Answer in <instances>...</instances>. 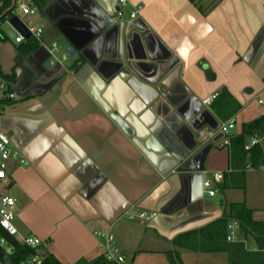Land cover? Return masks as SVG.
Instances as JSON below:
<instances>
[{
  "label": "crops",
  "instance_id": "obj_1",
  "mask_svg": "<svg viewBox=\"0 0 264 264\" xmlns=\"http://www.w3.org/2000/svg\"><path fill=\"white\" fill-rule=\"evenodd\" d=\"M24 19L43 25L44 42L79 49L51 63L40 41L23 53L34 37L17 42L1 25L0 69L15 74L17 97L0 124L29 161L10 169L17 237L39 236L63 264L103 252L97 228L114 232L123 264H172L175 248L184 264H231L227 252L173 239L231 202L264 219V168H231L228 119L204 102L226 88L244 122L264 114L248 107L264 100V0H49ZM219 170L224 179L209 195L203 181ZM141 210L157 215L129 217ZM244 241L256 249L253 237Z\"/></svg>",
  "mask_w": 264,
  "mask_h": 264
},
{
  "label": "trees",
  "instance_id": "obj_2",
  "mask_svg": "<svg viewBox=\"0 0 264 264\" xmlns=\"http://www.w3.org/2000/svg\"><path fill=\"white\" fill-rule=\"evenodd\" d=\"M29 1L39 9H42L49 0ZM16 8L17 0H0L1 33L4 34L1 28L3 21L14 15ZM30 39H32V41L27 46L26 44L22 45L26 46L23 53H25L26 50H33L39 46L37 39ZM28 46L30 48H28ZM85 61L83 56H79L75 59L74 67L76 69L79 68ZM0 77L6 79L10 83V89L14 90L12 87L15 78L14 73L7 74L0 69ZM14 100L15 99H5L3 102L11 104ZM210 105L213 111L223 120L234 116L242 106L226 88H222L218 92ZM256 133L264 134V114L252 120L245 121L239 133H232L230 135V140L227 145L231 154V168H245L248 163H250L251 166L259 168L264 164V144H257L250 150L244 147L247 136ZM220 186L229 187L227 183H221ZM241 186H243V184H241ZM232 221H237L240 237L237 241L228 239L229 224ZM248 237H253L255 239L256 249H249L246 247L244 240ZM8 240L13 246V249L11 251L7 249L2 250L1 258L3 260L10 259L13 263H16L37 252H41L44 255L42 264H63L44 244L37 247L27 246L22 243L16 235H8ZM173 241L179 248H188L202 252H227L231 264H264V219H256L254 217V209L249 207L244 201L229 203L226 205L222 215L198 228L189 229L177 234ZM167 255L172 264H184L178 248L167 251ZM73 264L119 263L109 260L105 253L102 252L93 258L88 259L82 257Z\"/></svg>",
  "mask_w": 264,
  "mask_h": 264
},
{
  "label": "built area",
  "instance_id": "obj_3",
  "mask_svg": "<svg viewBox=\"0 0 264 264\" xmlns=\"http://www.w3.org/2000/svg\"><path fill=\"white\" fill-rule=\"evenodd\" d=\"M128 0H120L121 4H126ZM143 8V5H136L130 12V17L137 16ZM18 9L22 11L23 16H19ZM39 8L34 4H21L20 7L15 9V14H17L21 20L20 30L15 28L14 39L17 42L24 41L29 36L34 37L40 41L47 49L50 54L51 63L62 62L67 59L68 53L62 52L61 45L54 41L46 43L43 40L44 27L39 22H34L33 20L24 19V16L27 14H36ZM123 14L122 9L120 8L117 11V15L121 16ZM8 20V19H7ZM3 33L0 31V41L3 38ZM62 52L61 55L59 53ZM218 93H215L204 99V102L210 104L212 100L216 97ZM17 93L15 90L10 89V83L0 77V119L2 114L5 112L6 107L9 105L6 102H3L5 99H15ZM235 119L231 117L226 121L221 122V129L225 132H228L230 128L234 127ZM213 131H204L201 130V134L206 137L211 135ZM229 140L227 141V143ZM257 144H264V134H251L247 136L244 147L247 150L252 149ZM28 159L23 155L21 150L14 144L11 136L1 127L0 124V264H42L44 260V255L41 252H37L26 259H23L19 262L13 263L11 260H3L1 258V252L3 249L8 247L13 249V246L8 240V235H18L19 229L16 225V198L10 192H8L9 187L12 184V175L10 169L13 164H28ZM248 167H251L249 164ZM264 168V164L261 166ZM224 179V172L219 170L214 174V179L205 178L203 185L205 190L209 195H215L217 189L215 186V181H222ZM157 215L156 211H147L141 210L137 213H130L129 217L131 219L139 218L142 220H150ZM237 221H232L229 224V234L228 239L235 240L237 239ZM95 233L102 237L100 242L101 248L109 260L116 261L119 264H123L126 260L124 253L120 245L116 241V236L111 230H103L101 228L95 229ZM20 241L27 246L37 247L43 244V240L36 235H24L19 237ZM10 250V251H11Z\"/></svg>",
  "mask_w": 264,
  "mask_h": 264
},
{
  "label": "rangeland",
  "instance_id": "obj_4",
  "mask_svg": "<svg viewBox=\"0 0 264 264\" xmlns=\"http://www.w3.org/2000/svg\"><path fill=\"white\" fill-rule=\"evenodd\" d=\"M2 26H3V28H5L7 30L10 29V30L14 31V29H15L10 23H8L6 21H3ZM60 45H61L62 52H64L65 50L63 48V45L62 44H60ZM62 52H60L59 55H61ZM259 96H261L264 99V93H260ZM262 106H264V100H263V103L260 104L258 102V97H256V99H253L248 105L249 108H254V109H255V107H262ZM244 118H245V112L243 113V110H240V112L236 113V117H234V119H235L234 127L230 128L227 133L231 134V133L239 132V130L242 128V122H244L243 121ZM218 196H219V194L216 195L215 197H212V198L214 199V198H217Z\"/></svg>",
  "mask_w": 264,
  "mask_h": 264
},
{
  "label": "water",
  "instance_id": "obj_5",
  "mask_svg": "<svg viewBox=\"0 0 264 264\" xmlns=\"http://www.w3.org/2000/svg\"><path fill=\"white\" fill-rule=\"evenodd\" d=\"M8 21H9V23L14 27V28H16L17 30H20L21 31V28H20V23H21V20H20V18H19V16L17 15V14H14V15H12L11 17H9L8 18ZM14 34H15V32L14 31H12L11 33H10V35L11 36H14ZM29 36V34H26V37H28ZM78 49H79V47L75 44V43H73V42H70L68 45H66V47H65V52H67L68 53V55L70 56V57H73V56H75L76 55V53H77V51H78ZM79 56H83L84 58H85V56L82 54V53H80L79 54ZM78 56V57H79ZM85 60H86V58H85ZM120 70V69H119ZM117 72H119V71H117ZM118 74V73H117ZM247 90H251V88L249 87V89H247ZM5 114V113H4ZM4 114H3V116H4ZM17 146V145H16ZM19 148V147H18ZM220 202H221V200H220Z\"/></svg>",
  "mask_w": 264,
  "mask_h": 264
}]
</instances>
